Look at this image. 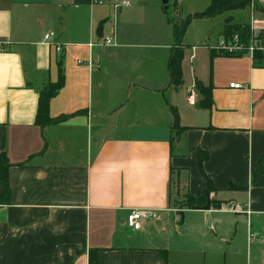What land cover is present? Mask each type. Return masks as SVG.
Listing matches in <instances>:
<instances>
[{
    "label": "crops",
    "instance_id": "crops-1",
    "mask_svg": "<svg viewBox=\"0 0 264 264\" xmlns=\"http://www.w3.org/2000/svg\"><path fill=\"white\" fill-rule=\"evenodd\" d=\"M103 1L0 0V153L15 163L12 202L0 204V264H92V248L99 264H216L235 219L249 243L264 244V173L253 178L264 161V66L249 53L215 48L230 34L229 18L263 21L264 0L243 8L250 20L237 18L242 8L217 15L227 16L216 44L203 42L217 16L195 22L197 43L183 41L178 88L168 86L169 0H130L118 9L120 0ZM99 20L113 43L90 46ZM59 59L65 84L50 114L85 112L40 127L39 92L58 79ZM198 79L212 85L211 107L199 92L197 103L188 101ZM171 105L185 127L180 135ZM199 147L209 151L204 169L218 189L209 198L225 201L219 209L181 206L206 187ZM134 208L159 216L133 230L126 219ZM252 230L260 236L251 240Z\"/></svg>",
    "mask_w": 264,
    "mask_h": 264
},
{
    "label": "trees",
    "instance_id": "trees-1",
    "mask_svg": "<svg viewBox=\"0 0 264 264\" xmlns=\"http://www.w3.org/2000/svg\"><path fill=\"white\" fill-rule=\"evenodd\" d=\"M252 0H211L209 5L194 14L188 15L186 18L175 20L168 13V6L165 7V12L168 14L169 22L173 27V44L171 46L170 56L168 60V72H169V87L178 88L184 83L183 73V59L185 55V45L183 44V37L187 30L188 25L193 19L196 18H211L226 11L244 8L251 5ZM180 3L178 0H173L172 7L174 9L179 8ZM264 11V7L261 8ZM226 29L230 34L240 33L243 38H250L251 28L250 24L233 23L229 18L226 22ZM232 32V33H231ZM227 55H234L227 52H222ZM254 64L256 66H264V52L257 51L254 55ZM65 84V75L62 68V59H59V74L56 81L48 82L43 89L39 92L38 109L35 122L40 127H45L50 124H57L70 119L71 117L85 112V110H78L72 113L60 114L52 116L50 114V103L53 97H55L61 88ZM198 92L201 95V105L204 107H211L213 104L212 85H206L201 80H197L195 83ZM171 111L173 115L172 128L176 130V135H180L185 127L181 126L180 114L176 106L171 105ZM197 156L202 174L206 180V187L201 196H194L187 194L186 199L181 203L182 207L193 208L196 206H203L207 203L209 195L212 191L218 190L214 184L213 179L205 172L204 162L209 158V151L199 147L197 149ZM26 162V160L19 162L20 164ZM15 163L11 160L7 152L0 153V186L2 187V193L0 195V204H10L12 202L13 191L9 179V170ZM261 173H264V161L262 160L253 173V178H256ZM231 188L247 190L248 186L230 185ZM90 261L92 264H99L98 249L92 248L90 250Z\"/></svg>",
    "mask_w": 264,
    "mask_h": 264
},
{
    "label": "rangeland",
    "instance_id": "rangeland-1",
    "mask_svg": "<svg viewBox=\"0 0 264 264\" xmlns=\"http://www.w3.org/2000/svg\"><path fill=\"white\" fill-rule=\"evenodd\" d=\"M172 2L173 0H169L168 13L175 20H180L181 18H186L190 14H194L197 11L205 9L209 5L210 0H181L182 3L179 11L174 10V7H172ZM236 12L237 18H240L242 21L251 19L252 14L250 13L249 9L244 10L242 8L240 10H236ZM226 16V14L220 15L216 18H213L211 21H208L211 22L209 27L213 32L210 36V39L203 42V44L207 45V43H218L217 40L219 37V30ZM197 19V21H194L196 19H193L187 27L186 33L183 37V41L187 42V44L191 43L192 45L197 43L195 41H197L198 27L195 25V22H201L200 18ZM99 21L101 22V20ZM99 21H96L94 25V40L96 42L102 39L98 37L96 33V29L100 23ZM108 27L109 24L106 23L105 35L109 34ZM179 198L181 199L182 196H179ZM233 216L244 218L243 215L236 216L235 213H233ZM245 223L247 225V220ZM227 228V235L230 233V236L225 240L217 259L218 263L216 264H264V244L259 243V240H253L252 243H249L248 235L246 237L242 235L243 221L238 222L237 219H235L230 224L226 223V229Z\"/></svg>",
    "mask_w": 264,
    "mask_h": 264
},
{
    "label": "built area",
    "instance_id": "built-area-1",
    "mask_svg": "<svg viewBox=\"0 0 264 264\" xmlns=\"http://www.w3.org/2000/svg\"><path fill=\"white\" fill-rule=\"evenodd\" d=\"M94 3H103V0H92ZM130 0H120L113 2L114 8L118 9L123 6L130 5ZM261 23L257 26L256 24ZM251 36L250 38H243L240 33L236 32L233 34L225 35L221 38L220 42L215 47L217 50L227 52L230 54L238 55L243 53H249L253 57L257 51L264 52V20H255L253 19L251 24ZM259 28V32L256 29ZM53 32H48L44 35V39L49 41L53 36ZM97 42H91L90 46L98 45H109L113 43V38L110 36H103ZM3 43L0 41V50L3 49ZM57 50H61V46H57ZM230 87L241 88L243 85L239 82H231ZM198 90L195 84L189 87L188 89V101L191 104L197 103ZM159 214L156 209L150 208H134L132 209L126 219L127 225L133 230H140L143 224L147 220L158 218ZM260 236L259 232L251 231L250 239H255Z\"/></svg>",
    "mask_w": 264,
    "mask_h": 264
},
{
    "label": "water",
    "instance_id": "water-1",
    "mask_svg": "<svg viewBox=\"0 0 264 264\" xmlns=\"http://www.w3.org/2000/svg\"><path fill=\"white\" fill-rule=\"evenodd\" d=\"M162 1H163V3H167L168 2V0H162ZM104 23H105V21L100 22L98 27H97V35L99 37L103 36ZM223 203H225L224 200H217V199L216 200L215 199L212 200L211 198H208L207 203L205 205L196 206L195 208H201V209H204V210H209L211 207H213V208L219 209V208L222 207Z\"/></svg>",
    "mask_w": 264,
    "mask_h": 264
}]
</instances>
